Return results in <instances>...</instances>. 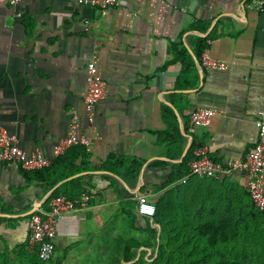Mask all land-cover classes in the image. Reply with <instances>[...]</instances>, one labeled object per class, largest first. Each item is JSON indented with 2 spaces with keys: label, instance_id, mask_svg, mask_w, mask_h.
<instances>
[{
  "label": "crops",
  "instance_id": "0c3cea01",
  "mask_svg": "<svg viewBox=\"0 0 264 264\" xmlns=\"http://www.w3.org/2000/svg\"><path fill=\"white\" fill-rule=\"evenodd\" d=\"M250 3L120 0L106 11L77 0L0 3V124L26 153L53 157L72 116L85 114L86 67L94 54L107 83L94 131L82 120L84 133L94 139L93 169L78 176H88L81 184L90 200L58 224L55 257L78 244L109 239L110 228L99 224L100 215L116 210L110 226L126 223L129 202L136 207L144 196L156 203L185 184L167 186L191 137L208 145L211 158L225 167L246 160L258 141L256 120H264V14ZM206 38L212 56L228 64L226 71L202 67L195 56L198 41ZM172 44L186 48L196 64V74L186 81L179 82L182 65L169 64ZM198 108L217 115L210 127L191 132ZM130 160L142 161L137 180L128 175ZM20 169L0 165V264H30L26 218L47 196L35 183L27 184ZM222 177L248 188L244 172L214 179ZM135 212L136 226L144 227Z\"/></svg>",
  "mask_w": 264,
  "mask_h": 264
},
{
  "label": "trees",
  "instance_id": "16d2710c",
  "mask_svg": "<svg viewBox=\"0 0 264 264\" xmlns=\"http://www.w3.org/2000/svg\"><path fill=\"white\" fill-rule=\"evenodd\" d=\"M197 26L193 28L200 30ZM211 35L215 38L216 31L213 30ZM208 38L198 41L194 50L198 60L208 48ZM171 51L174 59L169 64L182 65L179 82L186 81L188 74H196V64L186 48L172 44ZM176 133L181 136L179 130ZM198 145L203 144L194 140L167 186L181 183L189 176V163ZM89 156L83 147H75L56 158L48 168L34 172L21 168V175L27 184L35 183L45 194L62 183L44 203L43 209L48 210L52 198L61 195L71 200L82 198L86 188L81 183L88 176L69 179L92 171ZM115 159L111 158L110 162ZM129 162L128 175L137 180L142 161ZM154 204L155 216L140 215L146 225L139 228L136 226L135 203L129 202L126 212L131 219V230L120 258L113 249V239L102 237L88 246L71 247L48 262L41 261L36 251L32 252L30 264H264V212L255 206L248 188L242 189L231 178L189 179L185 184L176 185ZM149 250L150 256L146 257Z\"/></svg>",
  "mask_w": 264,
  "mask_h": 264
},
{
  "label": "built area",
  "instance_id": "2783aa9c",
  "mask_svg": "<svg viewBox=\"0 0 264 264\" xmlns=\"http://www.w3.org/2000/svg\"><path fill=\"white\" fill-rule=\"evenodd\" d=\"M22 0H0V3L14 7ZM81 5H89L106 11L120 4V0H77ZM249 7L264 14V0H251ZM202 67L226 71L228 64L214 58L209 49L202 54ZM87 90L84 95L85 114H74L68 125L67 135L53 148V157L49 158L40 152L26 153L18 146V138L0 124V165L16 164L25 171L34 172L48 168L53 161L65 155L75 147H83L90 153L93 145V136H87L83 131L82 120L87 122L91 131H94L96 121V107L106 99L107 83L103 79L98 66V56L92 55L86 67ZM217 112L210 108H198L191 115L192 129L198 127H210ZM258 141L249 152L245 161L229 164L227 167L217 163L210 156L208 145H198L193 152V158L189 163V176L183 179L186 183L190 177L218 178L229 175L235 170L247 174L249 178L248 190L255 206L264 212V120H256ZM193 145V144H192ZM2 192L0 190V197ZM48 199V198H47ZM90 196L85 193L81 200H71L66 196L52 198L49 209L40 207L31 215L28 222L29 236L27 248L31 252H37L43 262L52 260L56 254L57 227L60 221L69 214L86 207ZM137 213L143 217L153 218L156 214V205L148 198L142 196L137 202Z\"/></svg>",
  "mask_w": 264,
  "mask_h": 264
},
{
  "label": "rangeland",
  "instance_id": "374dc122",
  "mask_svg": "<svg viewBox=\"0 0 264 264\" xmlns=\"http://www.w3.org/2000/svg\"><path fill=\"white\" fill-rule=\"evenodd\" d=\"M136 211H137V206H136ZM117 211L115 210L114 213H116ZM115 214H106V215H100L99 216V224H103V227L106 226V229H108L109 233L107 234L110 237H113L112 241H113V249L115 251V253L117 254V256L119 257L122 250H123V246H124V243L126 241V239L129 237V232L131 230V219H129L126 215V217L128 218L127 222L126 223H117V222H113L111 225L113 227L110 226V223H109V219H112L113 217L115 218ZM120 215H116V218H119ZM123 225V226H122ZM111 232V233H110ZM76 246L73 247V249L75 248ZM143 250V249H141ZM140 250V251H141ZM73 256V254H72ZM150 256V250L148 251V254L146 257H149ZM120 258V257H119ZM72 262V261H70Z\"/></svg>",
  "mask_w": 264,
  "mask_h": 264
},
{
  "label": "water",
  "instance_id": "95a60500",
  "mask_svg": "<svg viewBox=\"0 0 264 264\" xmlns=\"http://www.w3.org/2000/svg\"><path fill=\"white\" fill-rule=\"evenodd\" d=\"M193 142H194V140H193V138L191 137L190 138V141H189V144L187 145V147H186V149H185V151H184V153H183V156H182V159H184L186 156H187V154H188V152H189V150H190V148L192 147V144H193ZM82 174V173H81ZM81 174H79V175H76V176H74V177H72V178H76V177H78V176H80ZM62 183H60L59 185H57L51 192H49L48 194H47V196L45 197V199H44V201L52 194V192L54 191V190H56L60 185H61ZM44 201L41 203V202H38L37 203V205L27 214V216H31V215H33L34 213H36L37 211H38V209H40V207L42 206V204L44 203Z\"/></svg>",
  "mask_w": 264,
  "mask_h": 264
}]
</instances>
